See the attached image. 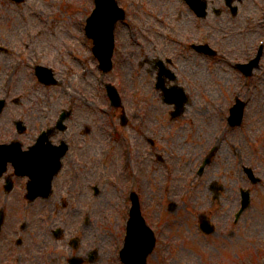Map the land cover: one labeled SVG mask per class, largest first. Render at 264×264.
<instances>
[{
  "label": "rangeland",
  "instance_id": "1",
  "mask_svg": "<svg viewBox=\"0 0 264 264\" xmlns=\"http://www.w3.org/2000/svg\"><path fill=\"white\" fill-rule=\"evenodd\" d=\"M89 7V0H26L24 3L0 0V45L9 48V52L0 51V96L7 90L10 92L0 115V141L19 136L14 123L18 117L28 124L30 118L39 123L45 120L38 118L44 110L54 119L64 105H74L76 118L72 120L75 118L78 126L82 122L93 125V131L80 135L78 145L72 147L76 159L80 153L84 175L80 179L81 192L69 197L71 212L67 214L63 210L66 224H74L80 215L84 216L80 205L95 208L81 230L82 242L75 247L83 254L97 249L93 261L84 264H122L119 249L123 244L122 224L127 204L124 192H117L112 183H107L98 199H89L92 189L90 191L88 182L93 180L90 175L93 170L102 171L105 164L108 171H115L114 180L119 174V185L123 188L131 172L138 175L137 189L143 195L145 213L160 237L149 256V264H222L221 255L227 250H238L243 263L259 264L258 255L253 257L248 253L264 246H256L260 240L264 242V180L253 187L251 204L239 224H233L232 217L239 205L240 187L249 185L243 165L255 163L264 179V59L258 75L246 81L238 71L219 62L221 60H210L209 67L204 57L180 58L176 80L185 85L191 98L184 114L173 118L170 114L173 107L160 97L154 75L146 73L152 65L148 63L145 67V60L150 58L149 62H153L157 55H140L129 50L126 53L122 49L118 52L115 69L102 73L91 51L92 42L84 34L85 22L81 20L82 13ZM242 20L244 16L239 15L235 22L240 24ZM263 29L258 35L251 32L252 36L233 35L227 41L223 39V50L234 48L227 53L244 58L247 53H253ZM36 54L41 55L44 63L55 67L62 79L60 85L46 86L37 80L30 64ZM143 57L140 66L139 60L142 62ZM14 65L17 71L7 83L5 73ZM85 67L88 71L84 74ZM108 80L116 82L124 97L132 118L128 126L121 125L119 112L113 121L115 111L107 113L98 107L108 101L105 90ZM236 92L249 96V101L244 122L231 127L226 114ZM205 106L210 112L203 110ZM116 124L119 132L111 140L109 131ZM29 132L20 136L26 143ZM143 134L157 138V145L151 148L142 139ZM128 142L134 148L130 169L122 163L123 149ZM213 143L219 144L220 150L208 168L199 173L198 163ZM157 152L164 158L158 159ZM64 180L62 175L58 188ZM19 181L11 195L19 193ZM213 184L222 186L217 198L212 191ZM3 193L0 181V194ZM170 202L175 203L174 209L170 210ZM204 211H208L217 224L216 232L209 236L203 234L198 225ZM18 219L15 212L6 214L0 234L1 260L7 255L5 244ZM228 230L234 235L224 236ZM27 232L25 240L30 237ZM87 235L95 241V249L93 243L87 241ZM13 245L16 246L14 242ZM61 249L65 257L72 252L69 244ZM16 264L30 262L18 259Z\"/></svg>",
  "mask_w": 264,
  "mask_h": 264
},
{
  "label": "water",
  "instance_id": "2",
  "mask_svg": "<svg viewBox=\"0 0 264 264\" xmlns=\"http://www.w3.org/2000/svg\"><path fill=\"white\" fill-rule=\"evenodd\" d=\"M116 9L113 0H100L99 8L89 22V32L91 36L96 39L95 51L101 57L103 65L108 64V61L112 54L113 48V36L112 28L114 22L117 19L111 17V12ZM4 147V146H2ZM14 160L19 168V172L26 173L29 158L27 152H21L18 144H12L4 148H0V174L5 168L8 160ZM35 182V181H34ZM132 231L130 236V247L123 251L124 258L131 260L134 263L145 264V259L148 253L152 250L154 244L153 238L149 232H146L142 238L138 235V232L145 229L142 219L139 215V210L135 207L133 211ZM137 224V225H134ZM134 253H138V259Z\"/></svg>",
  "mask_w": 264,
  "mask_h": 264
},
{
  "label": "flooded vegetation",
  "instance_id": "3",
  "mask_svg": "<svg viewBox=\"0 0 264 264\" xmlns=\"http://www.w3.org/2000/svg\"><path fill=\"white\" fill-rule=\"evenodd\" d=\"M120 1L126 7L128 11L127 21L137 20L139 18L138 13L141 10L146 11L151 18L154 17L156 20H159V14H156L155 11L153 10V9H158V5H159L158 0H120ZM215 5L216 4H213L212 10L214 12H218L219 14H223V12L230 10L227 6L217 7ZM151 6H153V8H151ZM177 10L179 11L180 18H182L183 16L188 17L189 15L195 16L193 10L184 2H183V5H179L177 7ZM210 10H211V7H210ZM151 31L156 33L155 30H151ZM147 36L150 37L149 35ZM149 42L156 43L155 41H149ZM158 46L159 45H154V51L159 50ZM141 51H145V50L141 49Z\"/></svg>",
  "mask_w": 264,
  "mask_h": 264
}]
</instances>
